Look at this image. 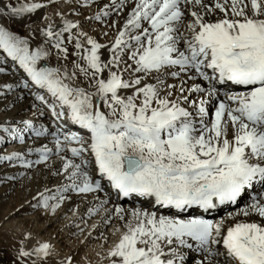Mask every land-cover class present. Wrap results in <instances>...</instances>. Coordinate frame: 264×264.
Masks as SVG:
<instances>
[{"label":"snow or ice","instance_id":"6c2138e0","mask_svg":"<svg viewBox=\"0 0 264 264\" xmlns=\"http://www.w3.org/2000/svg\"><path fill=\"white\" fill-rule=\"evenodd\" d=\"M0 77V180L81 198L102 264H264V0H0ZM31 240L15 264H48Z\"/></svg>","mask_w":264,"mask_h":264},{"label":"bare ground","instance_id":"6f19581e","mask_svg":"<svg viewBox=\"0 0 264 264\" xmlns=\"http://www.w3.org/2000/svg\"><path fill=\"white\" fill-rule=\"evenodd\" d=\"M17 102L19 104L6 115L17 119L31 116L30 99ZM5 103L7 101H0V113L4 111ZM13 150L15 148L7 144L0 149L7 152ZM16 171V168L0 163V178ZM1 184L4 185L0 186V240L12 248L13 254L22 234L28 232L32 235L29 246L36 241H47L55 246L56 253L48 258V264H57L65 255H71L74 264H102L100 255L115 239L112 235L113 226L105 225L101 215L86 217L85 202L81 198L73 196L55 214H50L33 207L36 204L33 195L37 189L54 185L52 178L43 171L39 174L33 171L31 179L0 180ZM71 208H77V211L73 213ZM218 215H224V211ZM5 257L0 249V264H5Z\"/></svg>","mask_w":264,"mask_h":264},{"label":"rangeland","instance_id":"374dc122","mask_svg":"<svg viewBox=\"0 0 264 264\" xmlns=\"http://www.w3.org/2000/svg\"><path fill=\"white\" fill-rule=\"evenodd\" d=\"M17 30L22 31L21 29H17ZM18 104L19 103L17 102L16 105ZM3 185L4 184H1L0 186H3ZM0 249L3 250V255H6L4 263L5 264H15V254H13L12 248L0 240Z\"/></svg>","mask_w":264,"mask_h":264}]
</instances>
